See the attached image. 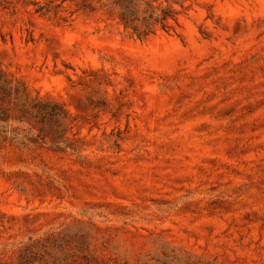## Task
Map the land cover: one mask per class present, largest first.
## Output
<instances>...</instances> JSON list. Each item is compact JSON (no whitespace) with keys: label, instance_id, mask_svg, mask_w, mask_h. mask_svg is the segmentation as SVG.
I'll return each mask as SVG.
<instances>
[{"label":"rangeland","instance_id":"obj_1","mask_svg":"<svg viewBox=\"0 0 264 264\" xmlns=\"http://www.w3.org/2000/svg\"><path fill=\"white\" fill-rule=\"evenodd\" d=\"M0 264H264V0H0Z\"/></svg>","mask_w":264,"mask_h":264},{"label":"trees","instance_id":"obj_2","mask_svg":"<svg viewBox=\"0 0 264 264\" xmlns=\"http://www.w3.org/2000/svg\"><path fill=\"white\" fill-rule=\"evenodd\" d=\"M124 17H125V20H126V22H127V25L130 24L129 21H128V19H127V15H126V13L124 14ZM128 26H130V28H132V30L134 31V33L138 36V39H140V40H143L144 37H145L146 35H148V33H147V34L141 33V32L139 31V29H138L137 27H135V26H132V25H128Z\"/></svg>","mask_w":264,"mask_h":264}]
</instances>
